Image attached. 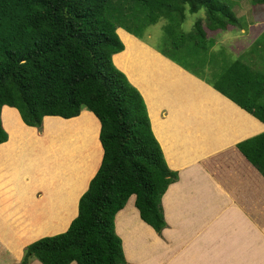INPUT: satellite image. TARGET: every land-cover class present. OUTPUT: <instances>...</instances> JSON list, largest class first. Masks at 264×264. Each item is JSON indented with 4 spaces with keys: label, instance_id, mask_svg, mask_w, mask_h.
Returning <instances> with one entry per match:
<instances>
[{
    "label": "trees",
    "instance_id": "1",
    "mask_svg": "<svg viewBox=\"0 0 264 264\" xmlns=\"http://www.w3.org/2000/svg\"><path fill=\"white\" fill-rule=\"evenodd\" d=\"M127 1L141 7V29L165 21L163 49L157 47L163 55L264 123V72L244 62L245 56L226 59L212 50L213 31L239 22L225 1ZM116 2L0 0V112L3 105L13 107L26 125L40 127L45 116L73 118L86 108L99 121L102 150L76 216L63 232L29 243L19 264L33 258L42 264L124 263L114 218L131 195L143 221L157 233L166 226L161 197L177 172L164 159L141 93L112 62L124 47L117 28L143 36L118 26L111 17ZM200 10L203 15L184 30L187 13ZM7 139L0 118V144ZM236 147L264 176V131Z\"/></svg>",
    "mask_w": 264,
    "mask_h": 264
},
{
    "label": "crops",
    "instance_id": "2",
    "mask_svg": "<svg viewBox=\"0 0 264 264\" xmlns=\"http://www.w3.org/2000/svg\"><path fill=\"white\" fill-rule=\"evenodd\" d=\"M253 19L257 24L248 28L254 27L257 33L243 50L235 52L231 44H218L216 37L212 49L226 59L245 56L264 34V14H255ZM116 31L124 47L112 60L141 93L164 159L177 172L161 198L166 226L160 233L140 218L134 196L116 214L115 231L125 258L122 264H264V176L236 147L263 132L264 123L163 55L146 42V35L144 41L123 28ZM15 127L9 128V138L0 144V196L8 194L14 200L25 185L29 187V181L18 179L23 172L24 176H49L51 181L60 178V185L70 177L68 185L64 184L68 188L59 187L57 193L60 200L65 193L74 205L87 188L78 196L75 186L79 187L87 167L94 165V171L100 159L95 164L88 160L87 167L64 178L58 160L37 162L43 156L37 145L19 151L28 146L25 139L30 137L23 140ZM41 139L45 145L51 142L45 134ZM14 154L21 156L15 159ZM55 192L50 194L55 196ZM51 202L48 211L57 207L55 200ZM8 209V218L17 213L14 207Z\"/></svg>",
    "mask_w": 264,
    "mask_h": 264
},
{
    "label": "rangeland",
    "instance_id": "3",
    "mask_svg": "<svg viewBox=\"0 0 264 264\" xmlns=\"http://www.w3.org/2000/svg\"><path fill=\"white\" fill-rule=\"evenodd\" d=\"M125 1L114 0V3L116 2V4L114 11H112L114 13H112L111 17L117 21L118 26H124L143 36L146 35L148 41H146L143 36L139 38L148 42L155 49H157V47L163 49L162 42L165 38L163 23L165 21L159 19L155 23L148 24L145 28L141 29L140 23L145 20L141 7L137 4L130 5L128 4L129 1ZM223 1H225L238 16L239 22L237 26H227L224 30L213 31L212 36L213 38L216 37L219 39L217 41L218 44H231L234 51L239 52L244 49V44L249 42L248 39L252 38L253 35L257 33L254 31V27L250 29L248 27L251 23L252 26L257 24L253 17L258 13L264 14V5L253 4L251 0ZM202 15V10L197 13H187V18L183 23V29H190L195 18ZM133 17L136 19H132ZM219 34L222 36L218 37ZM260 47L264 48V34L261 38L260 44L257 45V48H252V52L247 53L242 60L252 68H258L264 72V52L260 53L258 50ZM14 117L17 119H13ZM0 118L2 125L8 134V138L10 132H12H9L8 130L10 127L12 128L13 124L16 125L15 132L18 133L23 140L26 136L30 137L25 140L31 145L28 144V146L20 147L19 151H25L31 148V146L37 145L40 152L43 154L41 158L37 159V162L40 164L44 161V163L51 162L52 164L53 161L55 162V160H58V170L63 173L64 178L67 177L70 172L80 170L83 165H85L83 166L84 168L87 167L88 160H92L95 164L97 158L100 159L102 154L98 138L99 121L94 114L86 108H81L79 114L73 118H63L51 115L45 116L41 126H32V130L30 129V126L26 125L21 120L20 115L13 107L3 105L1 107ZM44 134L47 140H51V144H44V140L41 139ZM20 156L21 155L14 154L15 159H18ZM98 165L99 162L96 163L94 171H92L94 165L87 167L84 173V179L79 182V187L77 185L75 186L77 187L78 196L87 186L88 180L94 174ZM91 171L92 173L90 174ZM23 173L18 179L29 181V187L25 185L26 188L24 192L21 193L19 197H14V200L8 198V194L7 198H4L3 195L0 196V264H19L29 243L41 236H51L63 232L68 226L70 220L77 214L78 197L73 205V202L66 199L65 193L61 195V200L59 199V192L57 193L59 187L61 190L68 188L66 185H68L70 177L62 179L61 183L63 185H60V178L55 177V179L51 181L49 176H40L37 173H29L24 176ZM88 175L90 176L83 186L84 180ZM224 180L226 182L228 181L227 178ZM50 181L51 183L49 184ZM72 183L75 185L73 179H71V184ZM52 190L56 191L55 196L50 194ZM51 200L56 201L57 207L54 210L48 211L46 209H50V205L53 204ZM7 204L9 209L6 208ZM12 207L15 208L17 213L14 216L12 214V217L8 218L6 217V209L11 211ZM30 264L42 263L33 258L30 261ZM71 264L76 263L72 262Z\"/></svg>",
    "mask_w": 264,
    "mask_h": 264
},
{
    "label": "clouds",
    "instance_id": "4",
    "mask_svg": "<svg viewBox=\"0 0 264 264\" xmlns=\"http://www.w3.org/2000/svg\"><path fill=\"white\" fill-rule=\"evenodd\" d=\"M232 11H233V10H232ZM234 14H235V13H234ZM235 15H236V14H235ZM236 16H237V15H236ZM237 17H238V16H237ZM238 19H239V18H238ZM231 26H232V25H231ZM98 133H99V132H98ZM101 155H102V154H101ZM100 159H101V157H100ZM99 162H100V160H99ZM91 177H92V176H91ZM131 196H134V195H131ZM131 196H130L129 198H131ZM129 198H128V199H129ZM134 200H135V199H134ZM127 201H128V200H127ZM124 206H125V205H124ZM134 206H135V204H134ZM119 211H120V210H119ZM117 213H118V212H117ZM117 213H116V214H117ZM70 221H71V220H70ZM114 222H115V218H114ZM115 232H116V231H115ZM71 263H72V262H71ZM71 263H70V264H71Z\"/></svg>",
    "mask_w": 264,
    "mask_h": 264
}]
</instances>
